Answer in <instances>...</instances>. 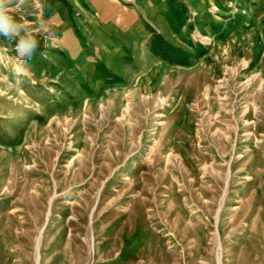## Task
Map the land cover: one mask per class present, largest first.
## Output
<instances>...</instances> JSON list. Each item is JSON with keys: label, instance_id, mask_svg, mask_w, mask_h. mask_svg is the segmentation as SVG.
Segmentation results:
<instances>
[{"label": "rangeland", "instance_id": "rangeland-1", "mask_svg": "<svg viewBox=\"0 0 264 264\" xmlns=\"http://www.w3.org/2000/svg\"><path fill=\"white\" fill-rule=\"evenodd\" d=\"M234 1L133 36L11 0L40 31L0 36V264H264V0Z\"/></svg>", "mask_w": 264, "mask_h": 264}, {"label": "crops", "instance_id": "crops-1", "mask_svg": "<svg viewBox=\"0 0 264 264\" xmlns=\"http://www.w3.org/2000/svg\"><path fill=\"white\" fill-rule=\"evenodd\" d=\"M90 6L95 11H98L105 19L111 20L116 26H121L129 35L143 36L146 33L144 29L149 23L153 27L154 21L159 20L166 27L165 12L170 6L172 0H88ZM210 0H184L192 16L201 14L212 13L214 10L219 11L212 3L209 7ZM233 1V0H232ZM253 1V0H252ZM235 3L238 0L234 1ZM245 5V4H244ZM213 10V11H210ZM91 12V11H90ZM89 12V13H90ZM206 16H209L208 14ZM213 18L207 19L206 23L216 21L217 16L211 15ZM203 19V18H202ZM140 31H138V29Z\"/></svg>", "mask_w": 264, "mask_h": 264}, {"label": "clouds", "instance_id": "clouds-1", "mask_svg": "<svg viewBox=\"0 0 264 264\" xmlns=\"http://www.w3.org/2000/svg\"><path fill=\"white\" fill-rule=\"evenodd\" d=\"M10 3L11 0H0V36L8 42L19 37L18 42L14 46L18 58L22 61L31 60L37 47V40L33 32L40 31V28L25 31L24 35H21V31L23 30L22 25L10 13L8 7ZM50 34L56 36L55 32H51Z\"/></svg>", "mask_w": 264, "mask_h": 264}]
</instances>
